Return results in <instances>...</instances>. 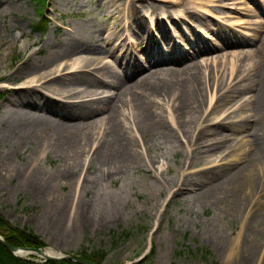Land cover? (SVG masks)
Returning <instances> with one entry per match:
<instances>
[{
	"label": "rangeland",
	"instance_id": "1",
	"mask_svg": "<svg viewBox=\"0 0 264 264\" xmlns=\"http://www.w3.org/2000/svg\"><path fill=\"white\" fill-rule=\"evenodd\" d=\"M56 1H46L44 16L50 23L47 31L41 33L32 29L40 16L36 0H0V76H3L0 79L2 213L13 223L32 228L46 241V248L58 254H78L85 248L89 251L104 249L108 252L104 264H137L143 257H147L145 264H230L227 241L238 249L256 247V258L246 262L242 258L240 262L258 264L264 257V224L249 221V216L258 218L261 209H264V159L255 161L259 156L258 148L264 147V139L259 141L264 134V114L257 116L255 121L247 120L236 137L230 140L217 165L213 160H204L200 156L187 159L186 154L194 146L185 137L182 139L183 147L177 152L166 147L157 148L153 139L150 140L151 149L147 150L141 134L132 128V133L139 139L138 149L143 153L144 159H155L154 170L159 179L154 178L153 171L147 169L131 171L115 179L113 183H107L105 195L102 196L85 188L86 183H90L99 174L98 164L91 160V154L86 155L91 148L90 143L86 146L85 154L70 163L64 156H57L48 149L36 146L33 138L9 136L6 131L8 126L13 122L20 126L19 123L25 122L30 116L26 111L28 109L24 107H18L25 109L23 120L9 116V113L4 115L7 96H16L31 86L41 87V81L26 82L34 73L19 80L10 79L9 77L16 76L17 68L28 58L33 59L34 55L44 57L48 52L47 45L64 36L76 25L85 24L89 30L113 25L114 18L110 17V12L104 11L96 0H65L63 5L56 4ZM174 1L177 0H172ZM179 1L175 5L165 0H125L118 6L117 12L125 11L131 15L136 13L139 5H146L143 6L140 17L147 20L153 17V23L150 22L149 26L154 31L158 19L168 28L175 26L174 18L177 23L183 24L190 39L207 36L206 42L210 45L222 43L218 29L224 25V30L230 27L233 36L245 38L246 42L242 46L223 47L221 44L222 48L215 50L212 55L206 54L198 58V61L204 63V86L207 94L217 90L219 84L227 86L230 82L227 75L223 77L215 73L222 62L233 59L237 66L253 63L264 71V0H260L262 6H257L255 0L208 2L201 10L210 19L209 30L204 26L193 28L196 21L192 14L193 8L189 7L188 0ZM150 3L170 5L172 8L165 6L170 12L162 15L159 9L149 10L147 5ZM183 13L187 15L182 17ZM136 20V17L133 18V22ZM126 22L128 24L131 20ZM254 31L257 32L255 36ZM155 40L154 48L162 45L161 42L157 43L158 36ZM143 44L151 45L149 40H143ZM133 46L136 48L135 44H128L127 47L133 49ZM40 48L41 53H36ZM246 50H251V53L239 55ZM102 62L115 65L111 56H105ZM26 85L29 87H25ZM108 94L110 92L103 96ZM230 105L228 102L208 110L207 123H213L217 118L226 123L236 119L230 116L235 115L240 103L231 109ZM244 111L248 114L247 109ZM126 121L128 125H132L130 119ZM219 125L217 128L220 132H230L227 125ZM253 127L258 128L254 135L251 131ZM20 135H23L21 130ZM18 141L24 146L19 147ZM32 169H39L43 176L38 180L30 178L28 171ZM203 169L206 170L202 171ZM198 170L204 176L210 174L209 170H215L219 174L212 175L213 180L209 179L206 185L225 180L226 189L217 198L205 201L188 191L176 192V182L182 180L184 175L191 178ZM240 171L256 187L252 188L247 183L234 185L235 187L230 185V177ZM161 181L169 182V186L161 185ZM110 197L119 198L117 207L106 203ZM238 202L244 209L239 213L234 211ZM124 230L133 232L131 238L115 244L113 234ZM199 247L210 251L207 259L197 252ZM152 249L155 253L150 259ZM190 250L196 253L193 254ZM26 257L37 258V255Z\"/></svg>",
	"mask_w": 264,
	"mask_h": 264
},
{
	"label": "bare ground",
	"instance_id": "2",
	"mask_svg": "<svg viewBox=\"0 0 264 264\" xmlns=\"http://www.w3.org/2000/svg\"><path fill=\"white\" fill-rule=\"evenodd\" d=\"M124 1L96 0L104 11L110 12V17L114 18L113 25L97 30H89L85 24L76 25L64 36L50 42L44 57L34 55L33 59L25 60L17 68L16 76L9 78L19 80L34 73L26 82L41 81V87L26 85L29 88L16 96H7L3 109L4 115L9 113L15 119L23 120L25 109H28L26 111L30 116L19 123L20 126L14 122L8 126L6 131L9 136L33 138L36 146L64 156L70 163L85 154L86 146L90 143L91 148L86 155L91 154V160L98 164L99 174L86 183L85 188L101 196L105 195L107 183H113L131 171L147 169L153 171L154 178L159 179L154 170L155 159H144L138 149L139 139L132 133V128L141 134L147 150L151 149L150 140L153 139L157 148L166 147L177 152L183 147L182 139L185 137L194 146L186 154L187 159L200 156L204 160H213L217 165L228 143L246 125L247 120L255 121L257 116L264 114V71L256 64L237 66L233 59L222 62L215 73L223 77L227 75L229 84H219L220 87L211 94H207L204 86V63L198 58L212 55L222 48L221 44L223 47L242 46L245 38L233 36L230 27L224 30V25L218 29L222 43L210 45L206 42L207 36L190 39L183 24L177 23L174 18L175 26L168 28L158 19L154 31L149 26L150 22L153 23L152 15L151 21L140 17L146 5H139L136 13L131 15L125 11L117 12ZM165 1L175 5L180 3L179 0ZM210 1L213 0H188L196 19L193 28L204 26L210 29V19L201 10ZM55 3L63 5L65 0ZM255 3L262 6L260 0H255ZM165 6L147 5L149 10H161L162 15L172 8ZM181 15L185 17L187 14ZM135 17L137 20L133 22ZM127 20L131 22L127 24ZM256 33L254 31V36ZM156 36L159 37L157 43L162 44L158 48L153 47ZM143 40H149L151 45L143 44ZM128 44H135L136 48H128ZM36 53H41V48ZM249 53L251 50L241 51L239 55ZM105 56H111L115 65L102 62ZM108 92L110 94L103 96ZM228 102L231 103L230 109L240 103L235 115L230 116L236 119L226 123L217 118L213 123H207L208 110ZM244 109L248 110V114ZM127 119L132 125H128ZM220 123L227 125L230 132H220L217 128ZM20 130L23 135L19 136ZM251 131L254 135L258 128L253 127ZM263 139L264 134L259 141ZM18 146L24 145L18 141ZM258 151L256 162L264 159V147L258 148ZM28 172L29 177L36 180L43 176L39 169ZM209 173L200 175L198 170L191 178L183 174V179L174 185L178 186L176 192L188 191L203 201L217 198L226 189V182L222 180L206 185L209 179L214 178L212 175L219 174L215 170H209ZM229 181L232 186L247 183L252 188L256 187L242 171L231 176ZM160 184L169 186L167 181ZM106 203L117 207L119 198L110 197ZM243 210V205L238 202L234 211L239 213ZM253 216H249V221L264 224V209H261L258 218ZM226 246L230 264H241L242 258L246 262L258 255L256 247L238 249L229 241ZM258 264H264V257Z\"/></svg>",
	"mask_w": 264,
	"mask_h": 264
},
{
	"label": "trees",
	"instance_id": "3",
	"mask_svg": "<svg viewBox=\"0 0 264 264\" xmlns=\"http://www.w3.org/2000/svg\"><path fill=\"white\" fill-rule=\"evenodd\" d=\"M39 4V20L34 22L32 28L34 31L44 32L48 27V20L44 17V9L46 6V0H36ZM0 234L3 238L8 241L10 244L16 247H32V248H43L47 246L46 241L41 235L36 233L32 228L28 226H21L17 223L10 221L0 210ZM133 232L124 230L120 233L113 234V242L115 244L121 242L122 240H129ZM191 251V250H190ZM198 253H201L202 256L207 259L210 251L206 248L199 247L197 249ZM150 259L153 258L154 249L151 250ZM191 253L195 254L194 250ZM80 257L95 262L97 264H104L105 259L107 258L108 252L104 249H83L78 253ZM147 257H144L137 264H145ZM0 264H79L71 260H48L44 262H37L29 258H22L14 255L10 252L4 245L0 243Z\"/></svg>",
	"mask_w": 264,
	"mask_h": 264
},
{
	"label": "water",
	"instance_id": "4",
	"mask_svg": "<svg viewBox=\"0 0 264 264\" xmlns=\"http://www.w3.org/2000/svg\"><path fill=\"white\" fill-rule=\"evenodd\" d=\"M0 243L4 245L10 252L13 254L25 257V255H31L35 254L41 258L44 259V261L47 260H72L79 264H97L94 262H90L88 260H85L83 258H80L77 255L74 254H58L54 252L52 249H46V248H23V247H16L4 240V238L0 235ZM23 253V254H22Z\"/></svg>",
	"mask_w": 264,
	"mask_h": 264
}]
</instances>
